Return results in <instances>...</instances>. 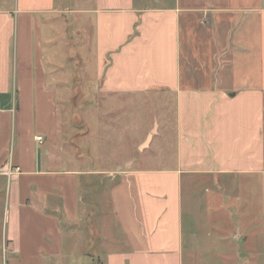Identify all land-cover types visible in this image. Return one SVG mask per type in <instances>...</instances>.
I'll list each match as a JSON object with an SVG mask.
<instances>
[{
    "label": "crops",
    "instance_id": "crops-1",
    "mask_svg": "<svg viewBox=\"0 0 264 264\" xmlns=\"http://www.w3.org/2000/svg\"><path fill=\"white\" fill-rule=\"evenodd\" d=\"M0 107V264H196L214 246L260 264L264 0H16Z\"/></svg>",
    "mask_w": 264,
    "mask_h": 264
},
{
    "label": "rangeland",
    "instance_id": "rangeland-1",
    "mask_svg": "<svg viewBox=\"0 0 264 264\" xmlns=\"http://www.w3.org/2000/svg\"><path fill=\"white\" fill-rule=\"evenodd\" d=\"M161 1H162V4H163L165 1H172V0H161ZM15 2H16V0H0V8H2V10L6 9L7 6L10 5V3H11V5H14ZM70 16H73V14L71 13ZM78 17H79L78 15H75L74 18H78ZM81 22H82V20H81ZM82 24H83V22H82ZM77 28H80V27H76V29H75L74 40H76V44H77V42L82 39L81 41L83 43H82V46H80L79 49L76 48V52H77L78 55H80V57L84 56V59H87V47L90 46V49H91V52H92L93 51L94 40H93V38H90V42H91L90 45H86V40H83L84 33L83 34L81 32L79 33ZM88 29H89V31H91L90 30L91 28H88ZM84 42H85V44H84ZM92 56H91V53H90V61L94 62ZM76 62L77 61H75L74 65H73V63L71 64V60H69L68 61V65L71 68V70H73L78 75L79 72H80V68L77 69V63ZM94 64L95 63H91L90 69L93 68ZM76 74H75V80H76L75 88H76V86L79 88V85H80L79 83L80 82L79 81L77 82ZM94 81H95V79L93 77V73L90 70V73L87 74V78L85 79L84 86L85 87L91 86V84H93ZM85 96H86V99L89 98L88 94H85ZM92 100L93 99H91V101ZM82 105H83V102L80 101L79 107H82ZM73 112L74 113H71V116H73V114H75L74 118H75L76 122H78V119H80V120L81 119L82 120L87 119L89 121V123L93 125L94 131L99 133V131L103 130L102 127L100 126V123H99L98 119L93 114L88 113V112L84 113L85 111L83 112V110H81V109H76ZM143 119L147 121L148 120V114L147 113H143V111L141 109H139V115H138L139 126H141V122H142ZM73 125H74V123H73ZM103 125H104V123H103ZM124 128L127 130V133L124 132V135H122L123 138H124L125 135L127 136L128 140L135 139L136 136L138 138L141 137V133H137L138 130H140V128L138 126L129 124L128 127L124 126L123 129ZM74 130H75V132L76 131L77 132L74 133ZM72 132H73V137H74L76 134L78 135V133L81 132V129L78 126L77 127L73 126L72 127ZM91 139L92 140L95 139V135L91 136ZM76 141H80V137L76 138ZM111 143H116V142H108V143H106V146L103 147L104 150H100L99 151V149H101L102 146L99 145L98 142H92V144L94 145L95 149H97L99 152H102V153H104L106 155H108L110 152H114L115 151L114 147L109 146ZM156 143L153 144L152 148H150V150H147L145 153H142L140 151V158H143V159H146V160H150V159L155 158L157 156V153L159 155L160 148L157 147ZM90 166H91L90 168L92 169V163H91ZM101 178H104V177H101ZM89 179H92V181H93V179L97 180V178H94V177L89 178ZM105 181H106V186H108L110 184V181L108 180V178H105L104 182ZM95 196H96V201L97 200L100 201V205L103 202H105L106 199H108V196L106 194H103V193L102 194H98L97 193V194H95ZM107 209H108V204H107ZM102 212H104V211H102ZM99 218H100L99 215L94 216L93 217V222L97 223V220H99ZM228 246H230V245H228ZM211 247L212 246H210V248ZM213 249L216 251V252H213V254H209V253L199 254L198 255L199 259H198V262L196 261V264H241L240 262L242 261V258H243L242 255H240V259H238L237 255H239V254L236 253L234 255L233 252L228 253L227 252V248L226 249H222V248H217V247L214 246ZM235 250H236V248H235ZM233 262H235V263H233ZM191 264H193V263H191ZM260 264H264V256L263 257L260 256Z\"/></svg>",
    "mask_w": 264,
    "mask_h": 264
},
{
    "label": "built area",
    "instance_id": "built-area-1",
    "mask_svg": "<svg viewBox=\"0 0 264 264\" xmlns=\"http://www.w3.org/2000/svg\"><path fill=\"white\" fill-rule=\"evenodd\" d=\"M0 111H1V107H0ZM41 139H42L41 137L38 138V140H41ZM17 170H18V169H17ZM7 174H8V175H12L13 172H12L11 170H8Z\"/></svg>",
    "mask_w": 264,
    "mask_h": 264
},
{
    "label": "water",
    "instance_id": "water-1",
    "mask_svg": "<svg viewBox=\"0 0 264 264\" xmlns=\"http://www.w3.org/2000/svg\"><path fill=\"white\" fill-rule=\"evenodd\" d=\"M150 138H148V141H149ZM146 145V144H145Z\"/></svg>",
    "mask_w": 264,
    "mask_h": 264
}]
</instances>
